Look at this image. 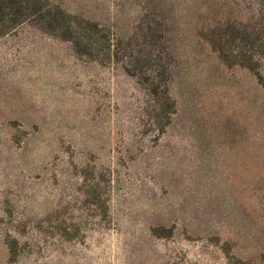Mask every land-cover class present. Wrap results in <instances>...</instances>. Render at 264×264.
Listing matches in <instances>:
<instances>
[{
  "label": "rangeland",
  "instance_id": "rangeland-1",
  "mask_svg": "<svg viewBox=\"0 0 264 264\" xmlns=\"http://www.w3.org/2000/svg\"><path fill=\"white\" fill-rule=\"evenodd\" d=\"M46 1L110 49L0 15V264H264V0Z\"/></svg>",
  "mask_w": 264,
  "mask_h": 264
},
{
  "label": "trees",
  "instance_id": "trees-1",
  "mask_svg": "<svg viewBox=\"0 0 264 264\" xmlns=\"http://www.w3.org/2000/svg\"><path fill=\"white\" fill-rule=\"evenodd\" d=\"M0 15L2 17L7 15V20L12 24L33 19L34 21L45 23L44 25L47 23L48 26L46 27H64L65 30L63 32H54V34L74 41L77 46L76 50L81 53L91 52L93 45L90 42V38L92 34L101 33V37L107 42V49H110L108 35L102 32L103 29L96 22L87 19L77 20L76 17L71 16L62 8L48 4L46 0H0ZM78 29L80 30L78 31ZM113 54L116 55L115 53ZM127 70L131 74L138 76L142 82H147L149 79L144 72L141 73V70H144V66H134L132 68L128 66ZM136 70H139V72ZM153 83L152 81L151 84ZM156 88H150V90L155 92Z\"/></svg>",
  "mask_w": 264,
  "mask_h": 264
}]
</instances>
